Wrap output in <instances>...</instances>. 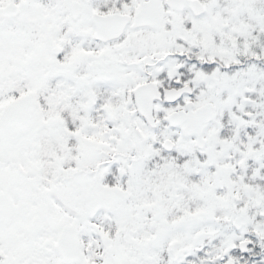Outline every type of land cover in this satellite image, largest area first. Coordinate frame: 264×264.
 Instances as JSON below:
<instances>
[{
	"label": "snow or ice",
	"instance_id": "snow-or-ice-1",
	"mask_svg": "<svg viewBox=\"0 0 264 264\" xmlns=\"http://www.w3.org/2000/svg\"><path fill=\"white\" fill-rule=\"evenodd\" d=\"M0 264H264V0H0Z\"/></svg>",
	"mask_w": 264,
	"mask_h": 264
}]
</instances>
